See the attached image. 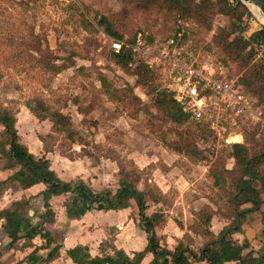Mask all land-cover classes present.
Here are the masks:
<instances>
[{"label":"rangeland","instance_id":"1","mask_svg":"<svg viewBox=\"0 0 264 264\" xmlns=\"http://www.w3.org/2000/svg\"><path fill=\"white\" fill-rule=\"evenodd\" d=\"M246 4L259 23L264 25L252 4ZM133 6L134 0H0V69L4 74L0 85V107H7L16 114L24 140L52 133L55 150L66 156L76 158L92 154L100 160L105 158L107 148L116 149L124 158L134 155L138 165L147 167L151 171L150 177L158 183L162 182L167 189L166 198L152 204L150 212L167 210L166 217L176 223L185 221V214L188 222H197L204 212L222 220L225 216L223 206L218 208L209 200L213 191L206 167L210 168L217 158L224 155L227 167L232 168L234 162L228 157L229 147L215 149L210 133H206L203 139L199 132H188L186 126L176 130L171 124H166L161 114L152 107V98L137 84V77L131 71L123 70L112 59L114 40L101 27L93 32L86 30L84 23L85 20L93 21L94 17H108L123 34L122 41L126 44L134 43L139 34L147 35L151 43L156 39H177L182 34L181 41L186 51L201 58L212 56L227 60L211 40L217 29L224 27L228 20L216 15L212 28L208 30L194 21L174 20L157 10L142 11ZM39 43L53 54L45 63L64 64L68 68L59 74L42 68L38 62L40 55L35 50ZM262 54L261 58H257L258 62L264 59ZM236 67L237 73H244L239 65ZM153 70L157 85L163 88L161 74L155 68ZM102 75L107 78L117 101L113 102L106 94L100 80ZM131 95L139 97L143 105L129 99ZM37 96L46 99L54 109H62L70 115L86 144H71L63 135L53 131L50 121L40 122L27 113L25 105ZM259 105L264 112V103ZM178 133H184L186 140L195 143L203 152L204 161L178 155L164 145V139L179 140ZM259 137L264 139V128L261 126ZM39 145L29 142L37 153L41 149ZM153 162L157 164H151ZM109 169L107 166L103 168L104 172ZM27 214L28 211H25L24 215ZM33 220L28 219L23 231L37 230L38 219ZM6 240L9 242L0 230L2 252L9 251ZM30 244L31 240H26L25 245ZM15 253L19 256L13 258L8 255L3 264H16L20 257H24L22 247ZM25 262L27 257L22 263Z\"/></svg>","mask_w":264,"mask_h":264},{"label":"trees","instance_id":"2","mask_svg":"<svg viewBox=\"0 0 264 264\" xmlns=\"http://www.w3.org/2000/svg\"><path fill=\"white\" fill-rule=\"evenodd\" d=\"M134 8L142 11L157 10L171 16L174 20L194 21L210 30L214 17L224 16L228 22L219 27L213 35L212 44L225 55L224 61H231L239 65L244 71L241 83L247 93L256 97L259 103H264V59L256 61V47L262 48L264 53V25L243 3L242 0H134ZM127 12V11H126ZM93 21L85 20L86 30L95 31L101 27L103 32L115 41H122L124 36L114 23L105 16L94 17ZM256 25V27H254ZM39 65L54 74L68 68L66 65L45 63L52 58L51 50L43 49L42 44L36 45ZM112 59L125 71H131L137 77V84L142 86L146 95L151 97L153 108L177 130L187 127L188 132H199L201 138L210 133L208 127L191 119L188 112L173 98L172 93L157 85L152 67L136 58L132 49L127 45L122 47L119 54L112 51ZM83 69V68H80ZM4 74L0 69V85ZM105 92L113 102L117 101L115 93L110 88L107 78L100 77ZM126 98V97H125ZM137 104L143 101L131 95ZM120 100V99H118ZM143 105V104H142ZM26 108L40 122L50 121L53 131L71 144L85 145L86 141L77 129L72 117L62 109H54L46 99L37 96L31 99ZM150 111L147 105H144ZM139 115V112H138ZM0 164L4 169L13 171L6 180L0 181V200L10 189H28L37 184L46 186L41 192L45 212L41 215L37 230L23 231L28 219L24 211L29 206L28 201H14L0 209V221H3L1 232L9 242L7 249H11L21 239L33 240L40 236L43 240L41 249H49L55 243L53 234L46 228L55 222L56 215L51 201L56 196L71 195L83 199L86 204H98L107 211H120L136 208V219L139 226L147 234V246L141 252L131 257L123 250H114L112 255L92 257L88 247L79 246L67 252L74 264H142L148 254L153 256L150 264H161L163 261L172 264H264V245L255 249L249 240L239 242L235 234L242 232V226L251 214L261 210L264 204V139L259 137L258 131H250L243 144L229 146L228 157L233 160L232 168L227 167V158L221 155L209 169L208 177L212 182L213 195L210 202L218 208L223 206L224 218L228 224L216 235L211 231L213 215L202 213L200 219L190 228L194 234H199L205 244L199 251H195L183 243L170 250L158 231L167 222L162 210L150 213L152 204L160 203L165 195L159 186L149 182L151 171L141 170L133 160L118 153L114 148H107L105 158L117 163V183L103 190H95L90 182L76 179L71 182L62 181L51 168V162L45 156L37 157L21 141L17 129V116L7 107H0ZM194 128V130L192 129ZM187 132V131H186ZM179 140H163L164 145L174 153L185 157H194L204 161L203 152L185 138L184 133H178ZM46 153L53 152L55 137L52 134L39 137ZM50 141H53L51 143ZM102 148V146H97ZM103 150V149H101ZM88 158L97 156L82 155ZM70 159L75 157L67 156ZM151 166V165H150ZM142 185V187H140ZM191 239L187 241L189 244ZM0 250V259L2 257ZM55 256H49L47 262Z\"/></svg>","mask_w":264,"mask_h":264},{"label":"crops","instance_id":"3","mask_svg":"<svg viewBox=\"0 0 264 264\" xmlns=\"http://www.w3.org/2000/svg\"><path fill=\"white\" fill-rule=\"evenodd\" d=\"M26 111L32 114L28 109ZM17 129L21 141L29 148L30 152L37 157L45 156L49 159L51 168L62 181L71 182L76 179H82L86 182H90L95 190H103L117 183V173L119 169L117 163L113 160L101 158L100 160L95 159L93 161L92 158H88L87 156H78L75 159H70L65 154L61 152L58 153L55 148L53 152L46 153L39 137L47 136V134H38L33 138H29V141L24 140L25 138L21 136V132L19 131L18 118ZM31 129L33 131V128ZM2 130L3 127L0 132ZM49 134L52 133H48V135ZM36 139H38V141H36ZM30 141H32L35 146H38L40 142L39 147L41 149L39 153L35 152L32 147L29 146ZM126 157L129 160H133L141 170L147 168L140 167L134 159V155H128ZM151 164L157 163L153 162ZM106 166L110 169L104 172L103 168ZM208 169L210 168L206 167L207 171ZM13 173V171L5 170L4 165L0 164V181L6 180ZM106 178L109 179L104 183ZM149 182L156 183L166 198L167 189H164L162 182L158 183L157 180L153 178L150 179ZM164 185H166V183H164ZM140 187H142V185ZM45 188L46 186L43 184H37L28 189L10 188L0 200V209H3L14 201L29 200V206L25 210L28 211V214L25 215V217L29 220L31 219V222H34L33 219L37 218V223H39L41 215L45 212L44 203L42 197H40L41 192L44 191ZM51 205L55 212L56 219L54 223L47 225L46 228L53 234L56 243L49 249H41L40 247L43 244V240L40 236L31 240V244L27 246L25 245L27 239H21L13 248L9 249V251L5 250L2 252L3 254L0 259L1 264H3V260L6 256L9 255L13 258L15 255L17 256L18 253H15V250L19 247H22L21 254H23L24 257H20V261H17L16 264H74L68 257L67 252L79 246L88 247L92 257L103 256L104 254L112 255L114 250H123L127 255L132 257L134 253L143 251L147 246V234L139 226L135 218L137 215L136 208L106 212L101 205L86 204L83 199H78L76 196L71 195L56 196L52 199ZM33 206L34 209L32 208ZM161 206L159 205V207ZM36 207L39 210H36ZM170 209L172 210L173 207H170ZM159 210L160 209L156 211ZM156 211L152 210V212ZM162 211L165 215L168 213L167 210ZM33 214H35L34 217ZM186 217L187 214L184 215L183 220L185 221H181V223H176L175 220H171L167 217L166 224L158 231V234L162 237L163 243H165L170 250H173L178 244L183 243L189 245L191 249L199 251L205 244V240L202 236L194 234L190 228L194 221L190 223ZM2 224L3 221H0V230ZM227 224L228 222L225 218L221 220L218 216L214 215L211 222V231L218 235ZM189 238L191 241L188 244L187 241ZM234 238L239 240V242H244L246 239L249 240L255 249H260L264 245V204L259 212L247 217V220L242 226V232L235 234ZM5 242V244H8L7 240ZM55 255L56 257L52 261H46L49 256ZM25 257H27V262L22 263ZM152 260L153 256L148 254L142 264H150ZM161 264H166V262L163 261ZM198 264L205 263L201 262ZM226 264L235 263L230 262Z\"/></svg>","mask_w":264,"mask_h":264},{"label":"built area","instance_id":"4","mask_svg":"<svg viewBox=\"0 0 264 264\" xmlns=\"http://www.w3.org/2000/svg\"><path fill=\"white\" fill-rule=\"evenodd\" d=\"M182 37L179 34L177 39L151 43L147 35L139 34L132 44L114 40L112 49L119 54L127 45L139 59L158 70L163 88L172 93L193 121L208 127L215 149L243 144L249 129L259 132V126L264 128L259 100L245 91L243 74L236 72L235 63L190 53L184 49ZM256 51L258 61L263 49L256 47Z\"/></svg>","mask_w":264,"mask_h":264},{"label":"water","instance_id":"5","mask_svg":"<svg viewBox=\"0 0 264 264\" xmlns=\"http://www.w3.org/2000/svg\"><path fill=\"white\" fill-rule=\"evenodd\" d=\"M242 1H243L244 4H246L245 1H247V2H250V3L254 4V5H256L259 8V10L262 13V15L264 16V0H242Z\"/></svg>","mask_w":264,"mask_h":264},{"label":"bare ground","instance_id":"6","mask_svg":"<svg viewBox=\"0 0 264 264\" xmlns=\"http://www.w3.org/2000/svg\"><path fill=\"white\" fill-rule=\"evenodd\" d=\"M246 2H247V1H246ZM249 3H250V2H249ZM250 4H252V3H250ZM252 7H253V9L255 10V12L257 13L258 17H260V18L263 20L262 23H264V16H263L262 13L260 12L259 8H258L256 5H254V4H252ZM261 15H262V16H261Z\"/></svg>","mask_w":264,"mask_h":264}]
</instances>
